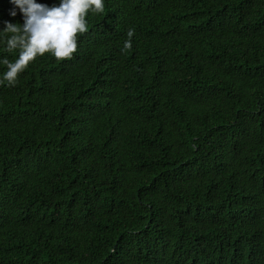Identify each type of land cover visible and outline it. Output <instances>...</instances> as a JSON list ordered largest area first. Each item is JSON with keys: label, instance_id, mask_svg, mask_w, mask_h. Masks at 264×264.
Listing matches in <instances>:
<instances>
[{"label": "trees", "instance_id": "1", "mask_svg": "<svg viewBox=\"0 0 264 264\" xmlns=\"http://www.w3.org/2000/svg\"><path fill=\"white\" fill-rule=\"evenodd\" d=\"M87 21L0 84V264H264V0Z\"/></svg>", "mask_w": 264, "mask_h": 264}, {"label": "clouds", "instance_id": "2", "mask_svg": "<svg viewBox=\"0 0 264 264\" xmlns=\"http://www.w3.org/2000/svg\"><path fill=\"white\" fill-rule=\"evenodd\" d=\"M12 7L8 15L15 18L19 12L22 23L3 21L0 28V48L3 53H16L14 60L0 54V84L14 87L18 77L38 57L50 54L57 60L73 58L78 37L88 31L87 16L104 12L105 0H59L49 6L37 0H8ZM135 29L127 32L123 49H130Z\"/></svg>", "mask_w": 264, "mask_h": 264}]
</instances>
